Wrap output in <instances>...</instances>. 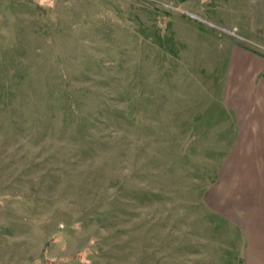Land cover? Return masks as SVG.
<instances>
[{"label":"rangeland","instance_id":"374dc122","mask_svg":"<svg viewBox=\"0 0 264 264\" xmlns=\"http://www.w3.org/2000/svg\"><path fill=\"white\" fill-rule=\"evenodd\" d=\"M182 1L0 0V264H251L218 97L264 41Z\"/></svg>","mask_w":264,"mask_h":264},{"label":"crops","instance_id":"0c3cea01","mask_svg":"<svg viewBox=\"0 0 264 264\" xmlns=\"http://www.w3.org/2000/svg\"><path fill=\"white\" fill-rule=\"evenodd\" d=\"M181 5L193 15L202 13L207 21L264 41V0H183ZM226 52L218 97L220 134L237 139L234 172L239 189L252 193L238 212L246 220L244 236L251 239V264H264V57L238 43Z\"/></svg>","mask_w":264,"mask_h":264},{"label":"built area","instance_id":"2783aa9c","mask_svg":"<svg viewBox=\"0 0 264 264\" xmlns=\"http://www.w3.org/2000/svg\"><path fill=\"white\" fill-rule=\"evenodd\" d=\"M190 16L193 17V18H196V19H197V17L194 16V15H192V14H190ZM227 32H228L229 34H231L232 36L240 37V36L238 35V29H236V28H234V29H232V30H228Z\"/></svg>","mask_w":264,"mask_h":264},{"label":"trees","instance_id":"16d2710c","mask_svg":"<svg viewBox=\"0 0 264 264\" xmlns=\"http://www.w3.org/2000/svg\"><path fill=\"white\" fill-rule=\"evenodd\" d=\"M251 50L254 51V52H256V53H258V54H260L261 56L264 57V53H263V52L257 51V50H255V49H251Z\"/></svg>","mask_w":264,"mask_h":264}]
</instances>
